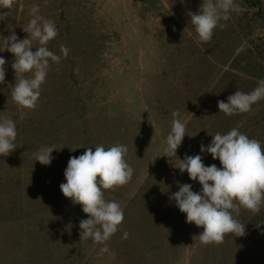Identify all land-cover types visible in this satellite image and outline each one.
Listing matches in <instances>:
<instances>
[{
  "label": "rangeland",
  "instance_id": "374dc122",
  "mask_svg": "<svg viewBox=\"0 0 264 264\" xmlns=\"http://www.w3.org/2000/svg\"><path fill=\"white\" fill-rule=\"evenodd\" d=\"M256 1L262 14L235 0L238 10L208 43L197 42L188 15L203 0H14L11 9L0 8L8 13L0 17V37L14 31L22 40L30 8L38 5L58 29L47 47L62 57L50 61L36 108L24 109L11 99L20 77L0 40L6 60L0 118L12 119L18 133L16 148L0 156V264H264V205L258 214L243 208L234 214L244 236L203 245V228L187 223L170 199L177 182L194 192L202 187L180 172L178 159L201 155L205 166L222 168L200 151L217 132L237 128L264 147V99L231 116L219 113L217 103L264 79V0ZM61 45L70 49L67 58ZM176 110L186 125L178 159L165 156ZM115 144L127 146L134 173L104 194L121 205L124 220L104 244L80 240L79 222L88 215L62 194L65 169L89 147ZM52 145L50 165L35 161L34 153ZM105 245L109 251L98 255Z\"/></svg>",
  "mask_w": 264,
  "mask_h": 264
},
{
  "label": "clouds",
  "instance_id": "9594fccd",
  "mask_svg": "<svg viewBox=\"0 0 264 264\" xmlns=\"http://www.w3.org/2000/svg\"><path fill=\"white\" fill-rule=\"evenodd\" d=\"M14 0H0V8L11 9ZM235 0H203L198 12H188L191 24L195 28L198 43L212 40L214 30L226 25L233 11L238 10ZM8 13H0L3 19ZM31 19L23 31L24 39H18L14 31L4 38L3 51L14 54L11 67L16 77L11 86V99L21 108L35 109L41 94V85L45 82L50 61L59 63L61 55L54 54L47 47L48 43L58 35L55 22L40 15L38 5L30 8ZM2 20V19H0ZM11 29V26H9ZM34 42L39 46L34 48ZM63 58H67L70 49L60 46ZM6 60L0 57V84L5 83ZM32 73L31 77L24 74ZM264 99V79L251 92L237 90L227 97V102L218 101L219 113L231 116L251 111L252 105ZM171 131L166 137L167 157L177 158V149L186 135V125L180 117L179 110L172 113ZM15 122L8 118H0V156H8L15 148L17 138ZM211 143L205 147L200 145L201 153L207 152L212 158L219 159L222 168L215 164L205 166L201 155L185 156L178 159L176 166L180 172H187L189 178L200 183L201 190L194 192L191 184H179V190L171 195L176 206L186 214V222L202 227L198 235L201 244H222L226 235L242 237L245 235V224L235 218L241 208L258 214L264 205V147L260 141L250 139L237 128L226 134L217 132L212 135ZM56 146H44L34 153L35 161L42 165H50L52 152ZM127 146L115 144L107 149L98 145L93 151L89 147L82 155L70 157L64 172L65 183L60 190L74 204L82 206L87 219L79 222L80 240L91 239L94 243L104 244L118 230L124 220V211L115 200L105 198V190H115L132 179L134 169L126 160ZM235 214V215H234ZM129 233L125 232L124 239ZM109 249L105 245L98 255L102 256ZM114 255V254H113Z\"/></svg>",
  "mask_w": 264,
  "mask_h": 264
},
{
  "label": "trees",
  "instance_id": "16d2710c",
  "mask_svg": "<svg viewBox=\"0 0 264 264\" xmlns=\"http://www.w3.org/2000/svg\"><path fill=\"white\" fill-rule=\"evenodd\" d=\"M244 1H245L248 5H253V6L258 7V9H259V10H258V13H259V14H262V12H261L262 7H261V3H260L259 1H256V0H244ZM262 229H264V225H263ZM171 235H175V231H173Z\"/></svg>",
  "mask_w": 264,
  "mask_h": 264
}]
</instances>
